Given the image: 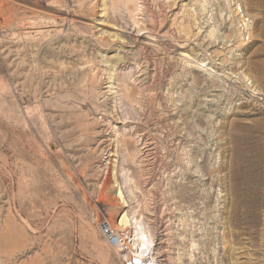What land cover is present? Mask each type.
Segmentation results:
<instances>
[{
	"label": "rangeland",
	"instance_id": "obj_1",
	"mask_svg": "<svg viewBox=\"0 0 264 264\" xmlns=\"http://www.w3.org/2000/svg\"><path fill=\"white\" fill-rule=\"evenodd\" d=\"M122 216L264 264V0H0V264H131Z\"/></svg>",
	"mask_w": 264,
	"mask_h": 264
},
{
	"label": "bare ground",
	"instance_id": "obj_2",
	"mask_svg": "<svg viewBox=\"0 0 264 264\" xmlns=\"http://www.w3.org/2000/svg\"><path fill=\"white\" fill-rule=\"evenodd\" d=\"M116 195L122 203L125 202L121 189L117 191ZM118 227L129 229L131 264H155L153 259H146L153 245V237L142 220L122 216Z\"/></svg>",
	"mask_w": 264,
	"mask_h": 264
},
{
	"label": "built area",
	"instance_id": "obj_3",
	"mask_svg": "<svg viewBox=\"0 0 264 264\" xmlns=\"http://www.w3.org/2000/svg\"><path fill=\"white\" fill-rule=\"evenodd\" d=\"M100 231L103 237L107 240L109 246L118 254L122 255L127 251L126 242L117 233H115L107 222L100 224Z\"/></svg>",
	"mask_w": 264,
	"mask_h": 264
}]
</instances>
